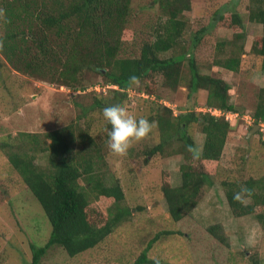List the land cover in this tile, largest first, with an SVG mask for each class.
Returning <instances> with one entry per match:
<instances>
[{"label": "trees", "instance_id": "trees-1", "mask_svg": "<svg viewBox=\"0 0 264 264\" xmlns=\"http://www.w3.org/2000/svg\"><path fill=\"white\" fill-rule=\"evenodd\" d=\"M156 2L161 17L151 26L150 35L141 40L139 54L121 56V51L124 52L121 36L131 15V0H5L0 13L4 25L0 53L10 67L38 81L76 90L80 88L81 78L90 72L101 79L103 87L115 86L116 89H108L107 95L93 98L90 112L101 111L107 105H122L126 91L135 85L129 81L133 75L148 83L159 74L166 87L175 89L181 82L180 66L185 58L189 71L188 100L193 101L199 90L205 91V107L235 112V106L229 102L228 84L201 74L191 56V49L199 43L206 28L194 34L191 44L183 41L187 30L183 14L190 10L189 0ZM247 18L261 27L251 52L260 58V74L264 77V0H249ZM216 20L219 26L231 27L235 43L244 39L241 31L236 32L237 28H242L237 12L227 16L220 11ZM219 45H227V57L213 60L212 66L237 72L242 43L237 46L238 50L230 41ZM170 50L172 56H160ZM257 95L258 102L252 113L254 124L264 123V89ZM158 106L159 111L147 118L156 121L160 142L144 151V163L146 156L161 154L175 139L180 142L176 149L180 153L176 154L187 161L179 168L180 184L174 187L167 180L162 186L169 217L177 223L191 213L207 187L212 185L231 122L195 112L194 107L174 115L170 108ZM193 124L203 136L200 152L195 151L193 140L187 135L188 127ZM109 127L105 123V129ZM88 129V125L83 128L76 123L48 131L43 136L19 133L12 138L13 144L0 141V149L7 150L11 168L40 205L50 228L43 246L30 245L29 264H39L53 246L62 248L71 258L93 249L131 215V210L123 204L120 185L106 184L103 173H99L103 156ZM15 140L19 145L15 146ZM38 159L44 163H39ZM206 165L215 167L212 173ZM220 184L230 213L236 218L254 213V218L264 228V181L230 178ZM241 186L248 191L234 199ZM242 197L248 198L250 203L245 204ZM207 231L220 242H226L217 225L208 227ZM174 235L181 234L171 230L153 235L131 264H154V259L159 260V264H168L150 256L149 250L157 240Z\"/></svg>", "mask_w": 264, "mask_h": 264}, {"label": "rangeland", "instance_id": "rangeland-1", "mask_svg": "<svg viewBox=\"0 0 264 264\" xmlns=\"http://www.w3.org/2000/svg\"><path fill=\"white\" fill-rule=\"evenodd\" d=\"M3 1L0 0V13ZM189 2L190 10L183 14L187 28L183 41L191 44L194 34L206 28L199 43L191 49V56L201 74L214 76L228 84L229 102L235 106L237 117L230 121L231 129L214 171L212 185L207 187L204 197L191 213L177 223L169 217L162 186L167 180L174 187L180 184L179 168L187 161L176 154L180 153L176 150L179 141L175 139L161 154L146 156L147 162L144 163V151L160 142L155 126L148 136L134 141L126 155L115 154L107 146L106 121L102 112L97 109L90 112L93 98L99 94L107 95L111 86L103 87L101 79L90 72L81 78L77 91L38 81L10 67L0 53V141L12 142L19 133L43 136L69 124L77 123L83 128L88 125L103 156L99 173H103L106 184L120 185L123 204L131 210L129 219L120 223L93 249L71 258L62 248L53 246L39 264H131L153 235L171 230L181 235L157 240L149 250L150 256L168 264H251L253 260L264 264V228L258 224L254 213L234 217L220 184L230 178L264 181V127L247 136L253 126L247 118H252L258 102L257 94L264 89L260 58L251 52V45L261 34V27L247 18L249 0ZM220 11L227 16L231 12L240 15L242 28H237L236 32L244 34L243 40L235 43L231 27L217 24L216 15ZM160 17L156 0H131V15L121 36L124 49L121 56L139 54L141 40L150 35L151 26ZM3 30V20H0V40L4 37ZM224 41L234 43L237 50L240 43L243 45L235 73L212 66L213 60L227 57V45H219ZM160 56H172V51ZM180 67L181 82L175 89L166 87L163 77L156 74L148 83L143 80L133 85L121 106L136 117L154 116L159 111L158 105L170 108L174 115L188 107L190 110L205 107V91L199 90L193 101L188 100L189 71L185 58ZM86 84L92 85L86 87ZM81 87H85L84 90ZM188 128L187 135L191 136L195 151L200 152L203 136L195 124ZM17 145L19 142L15 140ZM6 151L0 149V264H29L30 245L43 246L50 228L40 205L11 168ZM205 168L212 173L215 167L206 165ZM242 198L245 204L250 203L248 198ZM214 225L218 226L225 243L207 231Z\"/></svg>", "mask_w": 264, "mask_h": 264}, {"label": "clouds", "instance_id": "clouds-1", "mask_svg": "<svg viewBox=\"0 0 264 264\" xmlns=\"http://www.w3.org/2000/svg\"><path fill=\"white\" fill-rule=\"evenodd\" d=\"M219 68L218 66H213ZM130 83L138 84V77L135 75L129 77ZM111 88L116 89L115 86ZM132 90H127L126 95L131 93ZM218 111L221 115L211 114L210 111ZM195 112L208 113L212 116L223 118L225 121L230 122L232 117H237L235 112H224L220 109H211L207 107L195 109ZM102 117L106 121L107 125H110L109 128H106L107 131V146L115 154L126 155L128 149L131 147L134 141H139L146 136H148L152 129L156 126V121L149 120L147 117L141 116L136 117L129 114L123 106L119 104L107 105L101 109ZM226 115H229L228 118H225ZM250 123L252 122L253 126L258 125L257 130H261V127H264V123L254 124L253 118L248 117ZM252 126V127H253ZM248 189L244 186H241L240 192H237L234 195V199H239L241 192H247ZM154 264H159V260L154 259Z\"/></svg>", "mask_w": 264, "mask_h": 264}, {"label": "water", "instance_id": "water-1", "mask_svg": "<svg viewBox=\"0 0 264 264\" xmlns=\"http://www.w3.org/2000/svg\"><path fill=\"white\" fill-rule=\"evenodd\" d=\"M258 129V125H254L252 129L248 132L247 136L251 135L253 132H255Z\"/></svg>", "mask_w": 264, "mask_h": 264}, {"label": "built area", "instance_id": "built-area-1", "mask_svg": "<svg viewBox=\"0 0 264 264\" xmlns=\"http://www.w3.org/2000/svg\"><path fill=\"white\" fill-rule=\"evenodd\" d=\"M210 111V110H209ZM211 114H214V115H221L220 112L218 111H210ZM229 115H226L225 118H228Z\"/></svg>", "mask_w": 264, "mask_h": 264}]
</instances>
